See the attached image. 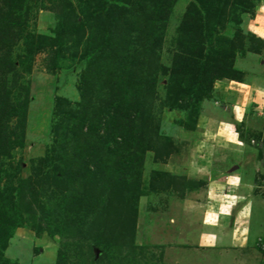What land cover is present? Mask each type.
<instances>
[{"label":"rangeland","instance_id":"1","mask_svg":"<svg viewBox=\"0 0 264 264\" xmlns=\"http://www.w3.org/2000/svg\"><path fill=\"white\" fill-rule=\"evenodd\" d=\"M124 1L0 0V264H264V0H170L151 36L157 0Z\"/></svg>","mask_w":264,"mask_h":264},{"label":"trees","instance_id":"2","mask_svg":"<svg viewBox=\"0 0 264 264\" xmlns=\"http://www.w3.org/2000/svg\"><path fill=\"white\" fill-rule=\"evenodd\" d=\"M110 1H115L117 4H121L123 6H127L128 5L124 0H102V3H101L100 6L106 8L108 6V4L110 3ZM141 1L142 0H134V2L132 3V9L131 10H133L135 8L136 10L143 11L142 5L140 3ZM243 1H244L243 3L247 4V8L246 9H248V7H249L248 5H250V3H248V0H246V1L243 0ZM251 1H253V0H251ZM258 1L259 0H257V2ZM139 3H140V5H139ZM129 4H130V2H129ZM154 5H155L154 11H152L150 15L146 14V15H148L147 16L148 21L146 22V26L145 27L147 29V34L149 36H151L152 33L156 32L155 26H156V23L159 21L160 16L162 17V15L168 14L169 11H171L172 3L170 2V0H157L156 2H154ZM124 9H125V7H124ZM191 9L196 11L197 18H198V19L197 18L196 19H197V21L199 23L200 22H204V21L206 22V25L213 23V22L207 21V19H206L207 17L205 16L204 12L206 11L207 8L205 6L197 5L196 3H193V4H191ZM244 10L245 9H243V11ZM101 13H103V12H101ZM115 13H113V15ZM97 14H98L97 12H91L90 13V15L93 16V17H95ZM120 14L121 15H119L118 18L112 17L113 21H112L111 25H108V26L105 25L103 27V29H102V32L101 31H95V33L93 34L92 41H93L94 44L90 48V50L88 51V54H87L88 66H89V68L91 70H93V72H97L99 69H101V66H102L101 65V61L102 60L110 61L112 58H114L116 56V54L118 53L116 42L118 40H120L121 37H123V36L126 37L127 34L132 33L133 26H134V21L132 22V19L125 18V11H124V13H120ZM157 16H158V18H157ZM208 28H209V25H207L206 28L203 27L204 30L208 29ZM194 29L196 30V28H194ZM57 43H58V45H60V39H58ZM200 55H201V57H198V58H194V57L189 58L187 56L186 57H184V56L182 57V55H181L180 59L182 58L184 60H183V62L181 64L182 65L181 66L182 70H181L180 74L187 75L188 73H190L192 71H197L199 73L198 79L200 80V82L204 81L206 79L205 76L209 72L208 71L209 65L210 64H215L216 65L217 63H213L214 61H212V60H208V59L206 60V58H202L203 54H199V56ZM182 59H181V61H182ZM224 63L225 62H223L222 67H220V66L219 67H215V72L214 73L215 74L218 73L217 75H219L218 77H220V78L229 77L230 74H228V73H233V70H232V72L231 71L230 72L227 71V69H228L227 67L228 66H226V64H224ZM216 70L218 72H216ZM215 74H214V76H215ZM174 76L178 78L177 74L176 75L174 74ZM229 78L239 79V80L242 79V77H240L239 75H232ZM123 94H124V92L122 91V93L120 95V98L118 100L119 107H124L125 106V104H124V97L125 96ZM85 97H86V94L84 95V99H83L84 104H83V107H81V110H86ZM25 110H26V106L21 105V106H18V107L10 108L7 111V114H3L4 112H2V115L3 116L6 115L7 119H10L11 117H17V119L20 120L21 116H22V114H23V112ZM81 113H82V111H81ZM0 114H1V112H0ZM79 122H81V124H83L84 120H80ZM92 125H94V124H91V126ZM81 127H83V126H81ZM80 129L82 130V128H80ZM124 139H125V137H124ZM124 139H123V141H124ZM126 145H127V148L135 147V145L132 143V141L129 139V137H126ZM121 149H119V153L121 152L120 151ZM130 161H132V158H130ZM72 190H73V192H75L76 189L72 187ZM71 193L72 192L69 193L71 195V197L69 198L67 209L71 208L76 203H78L80 199H82V198H79L78 195H77V198H75L76 195L73 196ZM76 193H78V192H76ZM2 203H4V202H2L0 200V207H2L1 206ZM76 212H78V210Z\"/></svg>","mask_w":264,"mask_h":264},{"label":"crops","instance_id":"3","mask_svg":"<svg viewBox=\"0 0 264 264\" xmlns=\"http://www.w3.org/2000/svg\"><path fill=\"white\" fill-rule=\"evenodd\" d=\"M233 184H235V183H233ZM215 230H216V229H215ZM211 233H213V232H211ZM211 233L209 232V234H211ZM224 234H226V233L224 232ZM219 238H220V242L217 243L218 245L221 244V242H223V244H225V245H226L227 243H228V244H229V243H232L231 240H230L231 238H230L229 236H228V237H227V236H224V237H222V238H221V236H220ZM226 239H228L227 242L225 241Z\"/></svg>","mask_w":264,"mask_h":264}]
</instances>
